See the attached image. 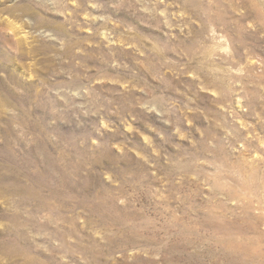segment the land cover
Masks as SVG:
<instances>
[{"label": "rangeland", "instance_id": "obj_1", "mask_svg": "<svg viewBox=\"0 0 264 264\" xmlns=\"http://www.w3.org/2000/svg\"><path fill=\"white\" fill-rule=\"evenodd\" d=\"M0 264H264V0H0Z\"/></svg>", "mask_w": 264, "mask_h": 264}]
</instances>
